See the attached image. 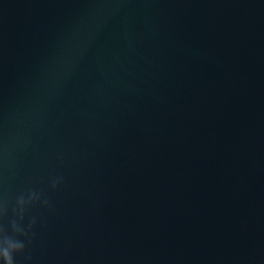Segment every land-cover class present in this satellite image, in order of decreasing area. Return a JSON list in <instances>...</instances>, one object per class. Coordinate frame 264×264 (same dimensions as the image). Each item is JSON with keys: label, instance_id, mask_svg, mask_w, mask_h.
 <instances>
[{"label": "water", "instance_id": "obj_1", "mask_svg": "<svg viewBox=\"0 0 264 264\" xmlns=\"http://www.w3.org/2000/svg\"><path fill=\"white\" fill-rule=\"evenodd\" d=\"M4 241L264 264V0H0Z\"/></svg>", "mask_w": 264, "mask_h": 264}, {"label": "clouds", "instance_id": "obj_2", "mask_svg": "<svg viewBox=\"0 0 264 264\" xmlns=\"http://www.w3.org/2000/svg\"><path fill=\"white\" fill-rule=\"evenodd\" d=\"M23 204V200L20 201ZM23 248L19 241L0 242V264H14L13 252Z\"/></svg>", "mask_w": 264, "mask_h": 264}]
</instances>
